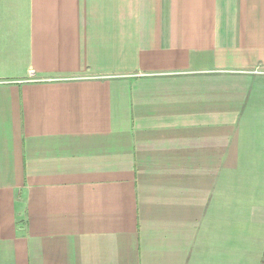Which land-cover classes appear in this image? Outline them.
I'll return each instance as SVG.
<instances>
[{
	"label": "crops",
	"instance_id": "0c3cea01",
	"mask_svg": "<svg viewBox=\"0 0 264 264\" xmlns=\"http://www.w3.org/2000/svg\"><path fill=\"white\" fill-rule=\"evenodd\" d=\"M0 264H264V0H0Z\"/></svg>",
	"mask_w": 264,
	"mask_h": 264
}]
</instances>
